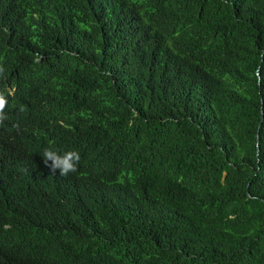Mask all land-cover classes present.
<instances>
[{
    "label": "trees",
    "instance_id": "16d2710c",
    "mask_svg": "<svg viewBox=\"0 0 264 264\" xmlns=\"http://www.w3.org/2000/svg\"><path fill=\"white\" fill-rule=\"evenodd\" d=\"M0 94V264H264V0H0Z\"/></svg>",
    "mask_w": 264,
    "mask_h": 264
},
{
    "label": "clouds",
    "instance_id": "9594fccd",
    "mask_svg": "<svg viewBox=\"0 0 264 264\" xmlns=\"http://www.w3.org/2000/svg\"><path fill=\"white\" fill-rule=\"evenodd\" d=\"M7 105V98L0 94V126H3L4 122L9 118L6 112ZM19 110L21 112L25 111L24 106H19ZM41 158L43 165L49 169L50 173L55 175L58 172L60 177H67L70 174L77 173L81 161V155L77 150L61 153L53 148L44 149Z\"/></svg>",
    "mask_w": 264,
    "mask_h": 264
}]
</instances>
